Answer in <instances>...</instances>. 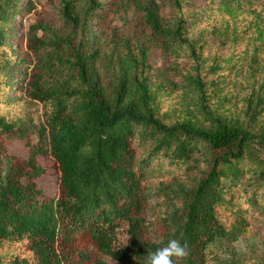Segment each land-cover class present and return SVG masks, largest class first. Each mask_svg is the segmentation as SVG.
I'll list each match as a JSON object with an SVG mask.
<instances>
[{
	"label": "trees",
	"instance_id": "16d2710c",
	"mask_svg": "<svg viewBox=\"0 0 264 264\" xmlns=\"http://www.w3.org/2000/svg\"><path fill=\"white\" fill-rule=\"evenodd\" d=\"M17 1L0 0V51L3 28L9 23L5 12L14 10ZM259 1L262 7L251 6L253 0H221L229 15L226 29L252 44L247 67L252 78L264 74V0ZM121 4L122 0H111L100 5L95 24L103 34L113 30L111 17ZM63 9L66 37H49L39 16L38 27L20 41L37 57L28 66L27 89L43 107L49 148L41 146L28 159L10 161L5 170L6 140L28 131L0 116V248L21 244L0 264H107L103 255L122 264H147L148 254L172 239L186 245L187 251V256L173 258L175 264H210L217 243L249 234L262 217L264 84L263 102L253 106L248 100L251 113L239 109L215 114L210 124L195 119L166 123L152 106L154 94L137 65L138 88L130 89L138 103L125 102L121 90L108 97L96 89L89 70L103 46L94 45L96 37L89 34L88 17L94 9L86 17L73 2H65ZM139 10L137 28L151 31L167 49L186 47L196 58L199 77L191 83L203 89L200 70L205 60L197 48L203 50L204 45L186 39L182 25L171 30L157 9ZM79 32L83 39L77 41ZM50 45L56 57H41ZM5 68L0 62V75ZM158 89L174 93L178 85L159 84ZM47 153L58 165V188L51 197L36 182L45 172L36 157ZM205 154L208 159L199 179L181 191V207L167 213L157 206L154 211L152 173L163 167L172 172L192 170Z\"/></svg>",
	"mask_w": 264,
	"mask_h": 264
},
{
	"label": "rangeland",
	"instance_id": "374dc122",
	"mask_svg": "<svg viewBox=\"0 0 264 264\" xmlns=\"http://www.w3.org/2000/svg\"><path fill=\"white\" fill-rule=\"evenodd\" d=\"M108 1L111 0H18L14 10L5 12L9 23L3 28L0 51V62L6 67L0 75V116L24 125V130L28 131L27 135L6 140L5 170L10 161L28 159L41 146L49 148L50 135L49 130H45L43 107L30 97L27 89L28 66L34 64L37 57L26 50V42L22 46L20 41L22 37L26 40L29 32L38 27L39 16L49 29V37H66L69 32L62 20L65 2H73L82 17L94 9L93 15L88 17L89 34L92 39L96 37L93 44H102L103 48L95 55L89 75L96 89L108 97L121 90L125 102L138 103V95L130 89L138 88L134 77L137 68L144 72L146 85L154 94L152 106L166 123L195 119L210 124L212 115L232 114L239 109L246 111L250 99L249 105L253 106L263 102L260 93L264 74L252 78L247 72L252 44L242 34L235 38L232 36L234 30L226 29L229 15L221 6V0H122L121 7L111 17L113 30L105 35L96 26L95 19L101 12L100 5H106ZM255 4L262 7L259 0H253L251 6ZM139 6L157 9L171 30L182 25L186 39L204 45L203 50L197 48L205 60L200 70L203 89L192 86L191 80L199 77L198 65L186 47L175 45L167 49L154 39L151 31L144 33L136 27L141 14ZM241 29L240 25L239 31ZM37 35L42 36L43 32L38 30ZM75 37L77 41L83 39L82 32ZM53 46L42 50L41 57H56ZM136 65L138 67L134 68ZM172 82L178 85L176 92L158 89L159 84ZM8 83L9 87H6ZM247 111L251 113L250 108ZM42 131L47 132L42 134ZM36 158L45 171L36 179L37 185L44 195L54 196L58 188V165L49 153L38 154ZM207 159L208 154L201 156L199 167L188 171H166V167L155 170L149 181L152 193L156 195L154 211L157 206L167 213L180 208L181 191L197 182ZM259 210L262 217L256 227L235 240L217 243L210 264H264V205ZM20 245L13 243L1 247L0 259H8ZM85 246L94 252L92 244L87 242ZM103 259L107 264H122L109 255H103Z\"/></svg>",
	"mask_w": 264,
	"mask_h": 264
},
{
	"label": "clouds",
	"instance_id": "9594fccd",
	"mask_svg": "<svg viewBox=\"0 0 264 264\" xmlns=\"http://www.w3.org/2000/svg\"><path fill=\"white\" fill-rule=\"evenodd\" d=\"M187 256L186 245H181L177 240H169L163 248L148 254L147 264H175L174 257Z\"/></svg>",
	"mask_w": 264,
	"mask_h": 264
}]
</instances>
